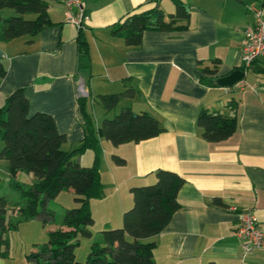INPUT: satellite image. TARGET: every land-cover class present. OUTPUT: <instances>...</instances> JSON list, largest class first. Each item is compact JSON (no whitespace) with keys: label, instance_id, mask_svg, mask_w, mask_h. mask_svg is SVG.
Here are the masks:
<instances>
[{"label":"crops","instance_id":"obj_1","mask_svg":"<svg viewBox=\"0 0 264 264\" xmlns=\"http://www.w3.org/2000/svg\"><path fill=\"white\" fill-rule=\"evenodd\" d=\"M52 24L34 36L0 43V105L17 88H24L30 113L50 114L65 149L84 137L78 96L134 89L121 108L147 111L158 117L163 131L139 142L117 146L99 139V171L103 195L90 201L94 221L101 231L122 224L132 205L130 188L155 181L158 169L171 170L184 179L178 191L180 208L168 224L148 240L156 243V264H264V247L242 250L235 233L243 211H252L264 231V57L256 60L233 87L216 78L241 66L240 44L252 26L249 6L264 0H178L190 11L186 28L145 30L137 47L126 46L113 34L123 19L157 4L165 17L174 12V0H81L83 33L88 53H79V28L68 21L61 0H48ZM167 11V12H166ZM76 14L77 10L73 11ZM218 61V72L209 83L199 66ZM122 89V90H121ZM237 127L227 139L210 143L202 138L196 117L202 108L231 113ZM98 128L105 113L96 101L89 107ZM119 110V111H120ZM90 150V149H89ZM77 156L81 165L92 164L94 151ZM124 159L116 164L112 156ZM220 198L224 207L212 202ZM121 223V224H120ZM0 264H7L0 256Z\"/></svg>","mask_w":264,"mask_h":264},{"label":"trees","instance_id":"obj_2","mask_svg":"<svg viewBox=\"0 0 264 264\" xmlns=\"http://www.w3.org/2000/svg\"><path fill=\"white\" fill-rule=\"evenodd\" d=\"M175 10L166 17L156 6L127 15L119 27L113 30L126 46L137 47L142 42L145 30L172 31L187 27L190 11L187 6L174 0ZM48 0H0V10L11 9L13 14L0 16V43L21 36H34L52 24L48 14ZM79 53L87 54L89 47L82 29L77 33ZM218 61L200 65V80L208 76L209 83L218 72ZM240 69L244 70L242 66ZM247 69V68H246ZM259 73L264 68H257ZM5 69L0 64V77ZM134 89L127 87L122 92L99 94L92 97L83 93L77 100L83 119L84 137L80 144L65 149V134L60 133L53 117L44 112L30 113V100L24 88L15 89L0 105V159L6 162L9 186L17 194L18 201L10 205L0 195V256L5 257L10 247L9 233L17 228L11 216L17 213L23 218L47 217L53 219L54 212L47 207L51 199L64 191L74 193L76 206L66 209L58 228L51 230L48 239L36 251L26 255L36 264H156V243L148 240L158 234L169 222L172 214L180 208L177 195L184 179L176 172L158 169L155 181L132 186V205L122 216L118 227L103 228L101 240L90 245L83 262L75 258L79 239L93 235L94 218L90 201L103 195L99 171V139L103 138L117 146L126 142H139L152 138L163 131L161 120L147 111H135L131 107L121 108L112 117H104L100 126H95L89 109L92 101L98 102L105 113L112 111L123 97H131ZM234 108V110H233ZM231 113L217 109L202 108L196 117L204 140L217 143L230 137L237 127L235 106ZM86 149L94 151L92 164L81 165L77 156ZM116 164L124 159L113 155ZM19 172L32 175L25 186L16 180ZM216 206L224 207L220 198H214ZM11 215V216H10ZM208 264H216L209 262Z\"/></svg>","mask_w":264,"mask_h":264},{"label":"rangeland","instance_id":"obj_3","mask_svg":"<svg viewBox=\"0 0 264 264\" xmlns=\"http://www.w3.org/2000/svg\"><path fill=\"white\" fill-rule=\"evenodd\" d=\"M11 14H13L11 9L6 8L0 10V16L3 18ZM124 99H126V97H123L120 100L114 108V111L119 112L121 105L124 103L122 100ZM112 116L113 112L110 113L109 117ZM1 148L2 143L0 142V150ZM90 154H92L91 151L86 149L80 154V156H82L85 161L87 158L86 155ZM32 178L31 174L19 172L16 180L27 186L30 184L29 182ZM8 183L9 176L6 172V162L0 159V195H3L8 200V203L12 205L18 201V197L17 194L10 188ZM74 196L75 195L72 191L64 190L60 192L56 198L51 199L48 202L47 207L52 209L54 212L53 219L51 217H47L46 221H44L41 217L23 218L17 213H13L12 216L10 215L12 220L17 223V228L9 233L10 247L7 255L3 257L4 261H6L7 264H36L34 261L27 260L26 255L31 251L38 250L39 247L47 241L49 232L59 227L66 209L76 206ZM98 218L99 217H96L94 225L92 226V237H81L79 239V244L75 249V258L77 261L83 262L90 251V245L92 242H99L101 240V233L99 230L102 223Z\"/></svg>","mask_w":264,"mask_h":264},{"label":"built area","instance_id":"obj_4","mask_svg":"<svg viewBox=\"0 0 264 264\" xmlns=\"http://www.w3.org/2000/svg\"><path fill=\"white\" fill-rule=\"evenodd\" d=\"M69 22L76 25L79 29L83 27V22L87 15H84L81 6V0H61ZM248 11L253 15V23L250 28L244 32L240 44L241 66L248 68L259 58L264 57V14L260 6H249ZM74 10H77L74 14ZM245 82L241 81V85ZM246 85V83H245ZM235 233L242 237V250L249 253L255 248L264 247V231L258 225L252 211L245 210L239 218Z\"/></svg>","mask_w":264,"mask_h":264},{"label":"water","instance_id":"obj_5","mask_svg":"<svg viewBox=\"0 0 264 264\" xmlns=\"http://www.w3.org/2000/svg\"><path fill=\"white\" fill-rule=\"evenodd\" d=\"M245 77V72L242 69H236L228 75L216 78V83L223 87H233Z\"/></svg>","mask_w":264,"mask_h":264}]
</instances>
